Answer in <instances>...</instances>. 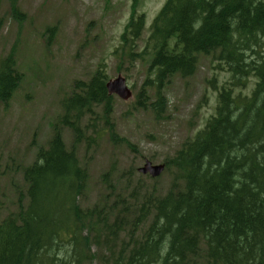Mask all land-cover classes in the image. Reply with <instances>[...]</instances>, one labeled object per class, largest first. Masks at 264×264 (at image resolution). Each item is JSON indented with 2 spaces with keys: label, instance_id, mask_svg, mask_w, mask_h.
<instances>
[{
  "label": "trees",
  "instance_id": "1",
  "mask_svg": "<svg viewBox=\"0 0 264 264\" xmlns=\"http://www.w3.org/2000/svg\"><path fill=\"white\" fill-rule=\"evenodd\" d=\"M13 13L21 19L16 6ZM144 25L134 11L121 35L128 47L122 53L146 63L140 105L160 118L170 79L191 76L199 54H206L231 74L217 87L216 114L164 160L167 170L175 168L166 194L155 184L145 187L139 175L131 201L117 193L107 171L109 194L83 208L89 172L78 149L91 140L87 130L98 107L111 138L117 135L105 69L75 80L50 140L22 168L25 193L19 191L17 211L0 222V264H80L83 256L95 257V245L105 250L101 264H264V0H167L136 51ZM251 78L249 94H234ZM22 79L11 51L0 60V108L8 107ZM5 173L0 160V176ZM61 249L70 261L58 256Z\"/></svg>",
  "mask_w": 264,
  "mask_h": 264
},
{
  "label": "rangeland",
  "instance_id": "2",
  "mask_svg": "<svg viewBox=\"0 0 264 264\" xmlns=\"http://www.w3.org/2000/svg\"><path fill=\"white\" fill-rule=\"evenodd\" d=\"M166 0H138L137 14L145 16V29L135 50H141L148 27ZM133 0H0V60L14 51L24 77L7 108H0V160L6 173L0 176V222L19 206V191L25 193L22 168L31 165L38 150L52 136V122L62 114L61 99L77 79L88 80L97 68L109 78L126 77L133 97L124 101L115 96L112 120L117 137L108 134L100 106L94 127L87 130L90 142L78 149V157L89 172L87 188L79 204L89 207L109 194L103 174L119 194L134 201L130 193L139 181L137 169L145 160L154 164L171 157L189 138L201 130L215 114L217 93L210 80L229 83L231 76L212 56H200L196 73L189 79L174 77L166 89L168 108L164 118L134 105L142 86L146 63L122 53L125 25L134 12ZM18 9L20 18L13 13ZM51 30H54L52 32ZM225 83V84H226ZM252 80L234 94H249ZM125 138L130 145L122 141ZM72 133L64 130V141L72 147ZM130 171L132 173H130ZM175 168L158 180L143 176L145 187L155 184L166 194ZM27 198L23 200L27 204ZM130 215V214H129ZM94 258L82 257L80 264H101L104 249L91 247ZM83 252L87 253L85 249ZM67 262L65 250L58 253ZM73 264V263H69Z\"/></svg>",
  "mask_w": 264,
  "mask_h": 264
},
{
  "label": "water",
  "instance_id": "3",
  "mask_svg": "<svg viewBox=\"0 0 264 264\" xmlns=\"http://www.w3.org/2000/svg\"><path fill=\"white\" fill-rule=\"evenodd\" d=\"M107 89L111 94H118L124 99L131 97V92L126 86L125 79L119 76L115 80H111L107 84ZM164 169L163 165H153L150 161H147L146 164L139 169L140 172L146 174L150 173L152 176H158L162 173Z\"/></svg>",
  "mask_w": 264,
  "mask_h": 264
}]
</instances>
